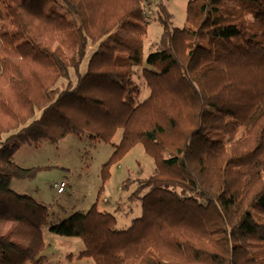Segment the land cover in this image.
<instances>
[{
  "label": "trees",
  "instance_id": "obj_1",
  "mask_svg": "<svg viewBox=\"0 0 264 264\" xmlns=\"http://www.w3.org/2000/svg\"><path fill=\"white\" fill-rule=\"evenodd\" d=\"M141 1L0 0V264H39L50 221L11 188L44 166L13 154L67 135L111 143L118 128L102 181L141 143L152 172L122 183L140 215L117 228L95 202L52 233L94 264H264V0H188L181 27ZM151 8L162 31L145 54Z\"/></svg>",
  "mask_w": 264,
  "mask_h": 264
},
{
  "label": "rangeland",
  "instance_id": "obj_2",
  "mask_svg": "<svg viewBox=\"0 0 264 264\" xmlns=\"http://www.w3.org/2000/svg\"><path fill=\"white\" fill-rule=\"evenodd\" d=\"M168 12L173 14L172 23L181 27L185 22V9L188 0H159ZM61 10L59 6H56ZM150 20L143 36L145 54L152 49V43L158 40L162 27L154 18L156 11L151 8ZM89 53L82 62L84 69ZM135 83L138 85L142 100L149 93L140 70L135 68ZM122 129L118 128L111 143L87 136L67 135L57 143L40 141L23 144L12 156V159L23 167L44 166L34 179H12L11 188L27 194L36 201L46 205L50 212L49 224L43 228L46 246L41 252L43 260L39 264H94L90 257L78 256L84 244L78 237H67L50 231L53 223L68 217L74 211H86L93 203L100 210L114 213L116 227L124 228L130 220L141 213L137 200L131 201L129 195L136 184L122 188L127 178H143L152 172V158L146 154L141 143L133 146L123 158L112 164L109 176L102 181L101 166L109 158L113 148L121 137ZM66 182L65 190L58 193L54 184ZM120 210H116L117 206ZM264 220V217H263ZM23 264H36L26 261Z\"/></svg>",
  "mask_w": 264,
  "mask_h": 264
},
{
  "label": "built area",
  "instance_id": "obj_3",
  "mask_svg": "<svg viewBox=\"0 0 264 264\" xmlns=\"http://www.w3.org/2000/svg\"><path fill=\"white\" fill-rule=\"evenodd\" d=\"M156 2L158 0H143L141 1L140 5L142 7V9L146 12L147 11V2ZM54 186L56 187V190L58 193H62L65 190L66 187V182L65 181H60L59 183L54 184Z\"/></svg>",
  "mask_w": 264,
  "mask_h": 264
}]
</instances>
